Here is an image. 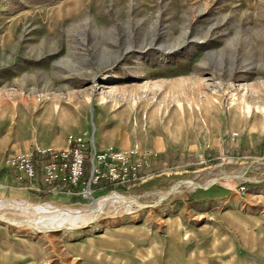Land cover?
I'll use <instances>...</instances> for the list:
<instances>
[{
    "label": "rangeland",
    "instance_id": "1",
    "mask_svg": "<svg viewBox=\"0 0 264 264\" xmlns=\"http://www.w3.org/2000/svg\"><path fill=\"white\" fill-rule=\"evenodd\" d=\"M78 138L158 161L71 199L2 163ZM111 191L130 202L90 221L0 222V264H264V0H0V197L94 208Z\"/></svg>",
    "mask_w": 264,
    "mask_h": 264
},
{
    "label": "built area",
    "instance_id": "2",
    "mask_svg": "<svg viewBox=\"0 0 264 264\" xmlns=\"http://www.w3.org/2000/svg\"><path fill=\"white\" fill-rule=\"evenodd\" d=\"M158 152L117 147L96 146L82 139L69 141L66 148H38L7 154L2 163L13 179L36 194L74 198H92L95 192H107L108 186L128 188L145 180L158 161ZM199 164L207 161L200 157ZM88 164L87 176L84 167ZM111 189V190H112Z\"/></svg>",
    "mask_w": 264,
    "mask_h": 264
},
{
    "label": "bare ground",
    "instance_id": "3",
    "mask_svg": "<svg viewBox=\"0 0 264 264\" xmlns=\"http://www.w3.org/2000/svg\"><path fill=\"white\" fill-rule=\"evenodd\" d=\"M184 184L187 186H190L195 183L193 181L188 180V181H185ZM111 194H120V193L116 191H111L105 195H102L99 198L104 199V198H107ZM97 200L94 201V204H93L94 208H88L87 206H90V205H78V206H62L61 205V206H58L57 204H48V203H41V204L37 203L36 205H33L30 202H28L29 200H24L22 198L15 199L12 197L10 198L0 197V222L6 223L15 228L23 227V228L31 229L32 226L36 224H39L40 226H47V225L54 224V223H65L67 219L71 217H80L82 219L90 221L91 219H95L102 214H106L107 212L111 210V207L114 208L119 205L130 202V201H126V198L124 196L111 195L106 199V204L108 206V209H100L102 210L100 212L96 208L98 204ZM133 202H136V201H133ZM143 205L146 206L145 204ZM68 225L69 224L61 228H64ZM69 226H72V225H69Z\"/></svg>",
    "mask_w": 264,
    "mask_h": 264
},
{
    "label": "crops",
    "instance_id": "4",
    "mask_svg": "<svg viewBox=\"0 0 264 264\" xmlns=\"http://www.w3.org/2000/svg\"><path fill=\"white\" fill-rule=\"evenodd\" d=\"M211 188L210 189H208L206 192V194H205V196H203V197H206L205 199H203L202 201L203 202H207L208 200H216L217 199V197L218 198H220L221 196H217V195H219L220 193L218 192V193H216V192H214L213 191V193H211ZM210 192V193H209ZM189 232V231H188ZM197 244L196 243H194L191 247H189L188 248V250H187V252H186V257H185V261H187V262H191V261H193V260H195L197 257L194 255V254H196V249H197ZM192 254V255H191ZM237 256H238V254L237 253H235V261L237 260ZM167 262H170V258L169 259H167Z\"/></svg>",
    "mask_w": 264,
    "mask_h": 264
},
{
    "label": "water",
    "instance_id": "5",
    "mask_svg": "<svg viewBox=\"0 0 264 264\" xmlns=\"http://www.w3.org/2000/svg\"><path fill=\"white\" fill-rule=\"evenodd\" d=\"M225 177H235L234 175H229V176H223V177H219L220 178H225ZM216 181H218V178H216L212 183L208 184V185H201L200 183L198 182H194L195 185H197L198 187L200 188H204V189H207L208 187H210L213 183H215ZM164 198V197H163ZM163 198H161L160 200H162Z\"/></svg>",
    "mask_w": 264,
    "mask_h": 264
},
{
    "label": "trees",
    "instance_id": "6",
    "mask_svg": "<svg viewBox=\"0 0 264 264\" xmlns=\"http://www.w3.org/2000/svg\"><path fill=\"white\" fill-rule=\"evenodd\" d=\"M88 170H89L88 164H85V167H84V176H87ZM111 189H112L111 186H108L107 187V190H111Z\"/></svg>",
    "mask_w": 264,
    "mask_h": 264
}]
</instances>
